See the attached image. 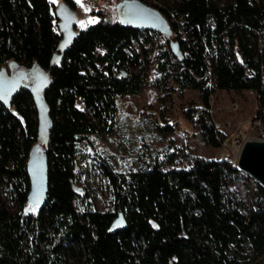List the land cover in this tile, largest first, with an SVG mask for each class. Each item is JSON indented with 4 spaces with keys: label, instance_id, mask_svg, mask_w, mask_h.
I'll list each match as a JSON object with an SVG mask.
<instances>
[{
    "label": "trees",
    "instance_id": "16d2710c",
    "mask_svg": "<svg viewBox=\"0 0 264 264\" xmlns=\"http://www.w3.org/2000/svg\"><path fill=\"white\" fill-rule=\"evenodd\" d=\"M114 1L97 0V21L74 24L73 39L61 50L49 0H0V67L36 66L48 77L41 92L44 143L33 89L0 101V264H258L264 190L249 185L246 203L234 187L248 180L229 162L176 150L166 154L171 167L163 169L142 144L136 166L118 169L94 136L111 128L120 97L146 85L175 91L169 83L180 93L198 92L204 108L183 115L212 149L225 139L208 110L215 91L254 93V120L264 124V0H156L166 10L150 0H119L139 1L165 19L166 30L152 31L161 48L153 58L143 46L133 48L140 38L150 40L148 33L104 7ZM60 3L77 8L73 0ZM167 11L184 17L190 44ZM150 126L163 136L175 127ZM37 150L46 191L31 211L29 160ZM94 172L104 182L101 210L84 182Z\"/></svg>",
    "mask_w": 264,
    "mask_h": 264
},
{
    "label": "rangeland",
    "instance_id": "374dc122",
    "mask_svg": "<svg viewBox=\"0 0 264 264\" xmlns=\"http://www.w3.org/2000/svg\"><path fill=\"white\" fill-rule=\"evenodd\" d=\"M56 7L55 13L59 18L58 31L62 38L59 42V49H64L73 39V25L84 27L85 22L90 23L92 16H96L97 0H88L87 13L79 20L76 12L60 0H49ZM151 2V1H150ZM121 1L106 4L104 7L111 12L117 20L121 19ZM97 17V16H96ZM58 61L54 55L52 62ZM17 66L9 63L0 67V75L10 76L16 72ZM24 70L25 77L23 83L26 86L34 84L33 95L37 105V116L39 122V143L46 140L48 118L41 100V92L48 84L46 73L40 68L33 66L29 70ZM152 75L150 76V78ZM175 91L162 92L144 86L136 96L120 97L117 101L116 111L113 116L111 128L104 129L95 134V146L107 154L115 168H126L136 166V159L141 155L142 144L147 146L153 155H158L161 160V167L167 169L171 167L165 162L166 154L176 150L184 152L190 151L203 159H213L216 161L226 160L234 162L238 153V142L248 137L262 138L264 134V124L254 120V109L257 106L255 94L248 91H215L209 98V113L218 130L225 137L222 147L218 150L212 149L202 142L197 130L184 117L183 113L189 108L202 109L198 92L176 91V87L171 83L168 85ZM264 113V108H263ZM156 123L160 126H175L174 132L166 136L160 135L151 129L150 124ZM263 139V138H262ZM40 154V150L36 155ZM177 167L182 164L177 163ZM33 175L42 174L44 165L41 160H37L33 167ZM84 182L88 184L91 191L90 197L97 210H101L103 202L106 200L104 182L97 172L86 177ZM247 183L235 185L238 196L246 203L250 201L251 186ZM81 185H77L76 190L80 192ZM35 197L39 198V193L35 191ZM36 200V199H35ZM35 200L31 201L27 210L35 211ZM258 264H264V257Z\"/></svg>",
    "mask_w": 264,
    "mask_h": 264
},
{
    "label": "water",
    "instance_id": "95a60500",
    "mask_svg": "<svg viewBox=\"0 0 264 264\" xmlns=\"http://www.w3.org/2000/svg\"><path fill=\"white\" fill-rule=\"evenodd\" d=\"M121 22L137 31L166 30L167 23L162 15L155 9L139 1L121 2ZM25 77L24 70L17 69L8 75H0V101H9L21 89H33L34 84L26 86L22 79ZM238 153L234 162H229L232 167L241 174H246L259 188L264 190V139L248 137L238 142ZM37 160L43 162V155L34 152L29 160V171L33 181L29 202L35 200L39 206L46 191L45 168L42 174L34 178L33 167ZM226 161V160H225ZM44 165V163H43ZM35 191L39 198L35 197Z\"/></svg>",
    "mask_w": 264,
    "mask_h": 264
},
{
    "label": "built area",
    "instance_id": "2783aa9c",
    "mask_svg": "<svg viewBox=\"0 0 264 264\" xmlns=\"http://www.w3.org/2000/svg\"><path fill=\"white\" fill-rule=\"evenodd\" d=\"M151 4L157 7V9L166 10L165 6L158 3L156 0H150ZM156 10V9H155ZM168 15L170 16V22L176 27L177 34L179 35L180 39L187 42V44H190L189 34L187 30L185 29L184 24V17L179 16L175 17L171 11H167ZM148 33V36L150 37L148 41L143 40L142 38L139 39V41L133 43V48L138 49L139 46H143L145 49L149 51L150 58H153L154 56H159L161 53V48H159L156 44V38L153 36L152 31H146ZM207 73L210 74V70H207ZM211 97V96H210ZM209 97V98H210ZM261 137L264 139V134L261 135ZM244 178H246L249 182V184L252 187H257V184L249 178L246 174H242Z\"/></svg>",
    "mask_w": 264,
    "mask_h": 264
},
{
    "label": "crops",
    "instance_id": "0c3cea01",
    "mask_svg": "<svg viewBox=\"0 0 264 264\" xmlns=\"http://www.w3.org/2000/svg\"><path fill=\"white\" fill-rule=\"evenodd\" d=\"M73 1L76 3V6H77L75 12H76L77 18L79 20V17H81V15H83V14L85 15L87 13V9H88V6H87L88 2L87 1L88 0H79V2H78V0H73ZM96 21H97V17L92 16V21L90 23L85 22V26L91 25V24L95 23Z\"/></svg>",
    "mask_w": 264,
    "mask_h": 264
},
{
    "label": "flooded vegetation",
    "instance_id": "af4514ba",
    "mask_svg": "<svg viewBox=\"0 0 264 264\" xmlns=\"http://www.w3.org/2000/svg\"><path fill=\"white\" fill-rule=\"evenodd\" d=\"M24 80V78L22 79V81Z\"/></svg>",
    "mask_w": 264,
    "mask_h": 264
},
{
    "label": "snow or ice",
    "instance_id": "6c2138e0",
    "mask_svg": "<svg viewBox=\"0 0 264 264\" xmlns=\"http://www.w3.org/2000/svg\"><path fill=\"white\" fill-rule=\"evenodd\" d=\"M78 2H79V0H78Z\"/></svg>",
    "mask_w": 264,
    "mask_h": 264
}]
</instances>
